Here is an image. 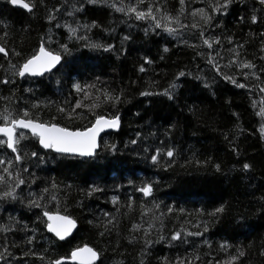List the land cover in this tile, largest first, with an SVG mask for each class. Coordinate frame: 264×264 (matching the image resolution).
Masks as SVG:
<instances>
[{
  "label": "trees",
  "instance_id": "obj_1",
  "mask_svg": "<svg viewBox=\"0 0 264 264\" xmlns=\"http://www.w3.org/2000/svg\"><path fill=\"white\" fill-rule=\"evenodd\" d=\"M132 1L136 5L137 0ZM108 2L117 6L126 4L122 0ZM35 3L36 8L29 13L0 0V21L9 25L7 36L0 26L3 37L0 44L9 53L8 58L0 55V80L15 81L0 84V97L5 98L0 99V110L5 106L30 109L33 116L39 115L41 120L70 131L87 130L97 116H119L121 126L117 132L100 138L98 155L90 159L64 157L42 149L38 141L29 143V152L37 150L45 157L38 166V162L28 161L30 173L36 176L31 191L39 194L48 187L56 198L49 196L40 201L42 207L28 208L25 205L29 189L21 186L24 204L0 201V227L12 229L0 231L3 254L0 264H49L53 259H69L72 251L83 246L98 252L96 264H140L141 259L144 264H161L163 257L170 264L177 257L193 259V264L209 261L223 264L230 256L238 255L237 247L245 255L236 264H264L261 255L264 252V139L258 131L264 120L256 114L264 100V93L259 90L264 87V35H261L264 6L256 0H237L221 15L208 6L215 0H185L182 12L180 0H145L140 5L146 10L152 3L154 10L159 6L170 17L179 16L183 25L188 26L185 29L190 36L185 37L178 31L170 36L150 26L151 21H138L134 15L129 17L109 7L90 5L86 0H44V6L40 0ZM70 4L83 10L69 16L66 12ZM197 7L214 17L210 25L187 18V12ZM49 12L56 17L52 22L47 19ZM252 15L257 16L255 24L251 22ZM93 22L99 27H83ZM66 23L72 27L79 24L77 35H87L89 40L69 41ZM193 23L198 26L192 28ZM217 23L221 27H216ZM201 30L204 38L218 39L219 43H213L209 49L200 37ZM125 36L129 39L124 40ZM92 42L112 45L113 49L104 52L85 47ZM42 43L57 52L61 44H67L70 54L63 56L55 71L41 78L12 75L14 69L9 63L19 67ZM16 52L20 55H15ZM208 54L215 58L218 69L207 62ZM145 57L153 62L145 64ZM232 60L247 61L254 67L242 69L238 64H230ZM141 66L144 72L139 71ZM218 71L246 87H235L218 75ZM180 72L186 75L176 79ZM77 82L96 85L95 89H86L90 94L88 99L73 89V83ZM171 82L178 85L171 89L174 100L140 95L145 90L163 92ZM205 82L209 88L203 86ZM104 91L120 95L121 102L115 105L104 102ZM78 99L84 107L77 108L71 118L68 112L58 111L60 106L71 111ZM94 103L99 106L91 108ZM33 104L40 107L32 109ZM133 139L137 144L130 143ZM105 144H115L116 150L105 149ZM145 147L148 152L144 151ZM233 147L239 156L232 151ZM157 148L165 152L169 148L174 150L170 167L163 154L158 165L152 164L150 157ZM243 162L252 165L251 171L240 170ZM216 164L221 166L220 172L215 170ZM25 176L31 180L29 174ZM145 182H154L152 197L144 198L135 191ZM53 183L58 186L56 189H51ZM92 186H99L103 192L89 197ZM113 196L119 201L117 205L112 203ZM129 202L131 209L127 207ZM142 202L150 210L144 216ZM153 202L159 203L163 216L160 211L151 210ZM221 205L225 207L223 214L207 215ZM169 206L174 210L172 213L167 212ZM45 211L73 219L77 225L73 236L59 242L48 234ZM104 213L109 216L105 217ZM109 220L112 222L108 223ZM149 223L153 227L145 237L144 229ZM134 224L141 226L139 231L133 230ZM205 224L207 232H204ZM174 231L181 232L180 241H172L171 245L161 241L150 249L144 248L145 239L156 240L162 234L168 241ZM197 231L203 235H184ZM29 237L32 244L27 243ZM133 237L134 242L129 243ZM224 242L230 247L221 251L220 244ZM25 252L29 254L26 256ZM143 252L148 254L142 256ZM41 255L43 261L38 258ZM197 255L199 260L194 259Z\"/></svg>",
  "mask_w": 264,
  "mask_h": 264
},
{
  "label": "snow or ice",
  "instance_id": "obj_2",
  "mask_svg": "<svg viewBox=\"0 0 264 264\" xmlns=\"http://www.w3.org/2000/svg\"><path fill=\"white\" fill-rule=\"evenodd\" d=\"M87 4L90 5H101L105 7L112 8L115 12L123 13L126 16L131 17L132 15L135 16V19L138 21H151V25L155 29H160L163 32L168 33L170 36H174L177 33V29L171 27L172 24H180L179 16L176 17H170L167 13V11L163 10L162 7H155V10L153 9V4L149 3L146 10H143L140 8V5L145 3V0H137L136 5H123L117 6L116 3H109L108 0H86ZM237 0H215V3H209V7L212 9L213 12H219L221 15H225L228 12V9L230 5L233 3H236ZM7 3L13 5V6H19L20 8H23L27 10L29 13H32L33 10L36 8L35 0H32L31 3L25 2V0H7ZM185 3V0H180L181 9L180 11H183V5ZM256 3H258L261 6H264V0H256ZM41 6H44V0H40ZM69 9L66 14L69 16H72L74 12H80L82 11V7H76L75 5H69ZM55 11H60V9H55ZM193 16L199 15L200 18L204 21L205 25H210L214 19L212 16H208L205 14V10L203 8L198 9L196 12L192 13ZM49 22H52L56 19V17L49 12V15L47 17ZM251 22L253 24L257 23V16L252 15L251 16ZM0 26L4 29V36L8 35L7 28L9 25L6 22L0 21ZM182 27H188L187 25H181ZM198 25L193 23L191 25L192 28H196ZM57 27H60V24L57 23ZM64 27L66 28L68 32V39L69 41L76 39V40H83L88 41L89 37L87 35H77V30L80 27L78 24L77 27H72L69 24H65ZM86 29H92L99 27L98 24L93 22L90 25H84L83 26ZM216 27H221L220 23L216 24ZM145 34H147L148 29H145ZM261 35H264V33H261ZM200 37L203 40V44L207 46L209 49L213 48V43H219L218 39L209 40L207 38H204V32L203 30L200 31ZM3 37H0V40H2ZM124 40H128L129 37L125 36L123 38ZM49 42L51 43V38H49ZM231 42V41H229ZM85 47L91 48V49H102L104 52L112 51L113 46L112 45H104L101 43H86ZM191 47L195 48L196 45H191ZM164 52H168V48L163 49ZM234 51V50H233ZM0 54H3L5 58H8L9 53L6 51L3 44H0ZM15 55H20V53L16 52ZM65 54H70V49L67 44H61L60 45V51H53L46 47L45 44H41L38 51L33 54L31 57L25 59L23 63L17 67L14 64L9 63V67L14 69V72L12 75L19 76L20 78H25L26 76H42L46 72H52L53 69H57V66L61 64L62 58ZM198 55H203L201 53H198ZM219 55V53H217ZM236 56H239L238 52H235ZM163 58V57H161ZM153 61L144 58L145 64H151ZM207 62L213 66V68L218 69V65L215 63V58L208 54ZM230 64H238L239 68L242 69H249L251 70L254 65L250 62L243 61L238 62L236 60L230 61ZM140 72H144L145 68L141 66L139 68ZM218 75H222V78L225 81H230L235 87L237 88H245L246 85L243 83H239L234 77L222 74L218 71ZM185 72H180L176 79H179L180 77L185 76ZM190 75V74H189ZM245 79H247V74H244ZM195 79H200V77H194ZM259 79V77H257ZM10 83H15L14 80H9L7 78L0 80V84L8 85ZM205 88H209L208 83H204L203 85ZM73 89L78 93L82 94V96L85 99H88L90 94L86 89H95V84H87L82 85L80 83H73L72 85ZM178 85L175 82H171L169 85V88H166L163 92H154L150 90H145L140 93L141 96H165L168 100H174L175 96L171 89L177 88ZM260 92L264 93V87H260ZM25 91H32L31 89H25ZM15 95V93H13ZM0 99H5L4 97H0ZM11 99V98H7ZM99 100L100 98L97 97ZM103 101L104 102H110L112 105L118 104L121 102V96L120 95H110L108 92H103ZM67 103V101H66ZM260 110L257 112V116L261 117L262 120H264V100L260 102ZM98 103H94L91 105V108L98 107ZM256 106V102H253V107ZM40 104H33L32 109L39 108ZM84 107L81 100H77L75 103V106L71 109V111H68L65 107L60 106L58 108V111L60 113L68 112L69 118L72 117L73 113H75V110L77 108ZM235 115V113L233 114ZM52 119H55L53 117ZM121 126V118L119 116H113L111 118L105 119L104 116H97L95 119V123L92 124L90 128H88L86 131H68L66 128L58 127L56 124L49 123L46 121H43L40 119L39 115L33 116V113L30 109H24V108H10L5 106L2 110H0V201H11L16 202L19 201L20 203H25V197H24V189L21 186H27L29 189L27 193V203L26 207L28 208H40L42 207L40 201L43 199L48 198L49 196L53 199H55V194L50 190L48 187H45L41 190L39 194L34 193L31 191V185L35 183V173L31 172L29 169L28 161L43 163L45 157L43 155H40L37 150H32L29 152L28 145L31 143L32 140L38 141V144L41 148L44 150H50L52 152H55L61 156L64 157H78V158H95L97 153V137L100 135L101 132H103L105 129H112L118 131ZM242 131V129H241ZM260 133L261 139H264V123H262L258 129ZM29 133L31 136H29ZM139 135V134H138ZM225 139H228V136L225 135ZM131 144L135 145L137 144V140L133 139L130 141ZM105 149H108L110 151L116 150L115 144H105ZM145 152H148V148L145 147ZM232 151L239 156L238 150L233 147ZM163 155H166L169 160V167L171 166V162L173 161V158L175 156V152L173 149L169 148L166 150V152L161 149L157 148L155 154L151 155L150 159L153 165H158L160 163V157ZM207 163V161H205ZM215 170L217 172L221 171V166L219 164L214 165ZM252 169V165L248 162L242 163L241 171L249 172ZM25 174H29L31 176V180L28 179V177L25 176ZM58 186L53 183L51 186V189H56ZM154 182H145L142 183L141 186L136 187L135 191L142 193L144 198H149L153 196L154 192ZM19 190V191H18ZM103 192V189L99 186H92L88 191V196L91 197L94 193H100ZM113 205H117L119 203L116 196H113L112 198ZM127 207L129 209L132 208V203L129 202ZM151 210L160 211L161 216H163L165 213L160 209L159 203L153 202V206ZM117 211H119V208L117 207ZM149 209L146 208L145 203H141V215H147ZM174 210L172 207L167 208L168 213H172ZM181 212L184 211V209H180ZM225 211L224 205H221L220 207L215 208L212 212L207 213V215L211 217H217V214H223ZM44 215L47 217V220L49 223L47 224V231L50 233H54L55 236L63 241L66 236H68L71 233V230L76 226V222L69 218L68 216H60V215H50L47 211L44 212ZM105 217L109 216V213H104ZM154 219H160L159 217H154ZM55 222V223H53ZM112 221L109 220L108 223H111ZM161 225L163 224V221L161 220ZM89 223H92L89 221ZM105 230L107 231V224L104 225ZM153 227L152 223L148 224V228L144 229V236L148 237L150 235L149 229ZM141 228L140 225H133L134 231H139ZM12 229L10 226H4L0 227V231H11ZM160 232V230H157ZM208 231L207 224L204 226V232ZM101 236L104 235V232L100 233ZM181 232L174 231L171 234L170 240L166 241L165 236L162 234H159L157 236L156 240L151 239H145L144 240V248L150 249L151 246L155 243H160L161 241H165L168 245H171L172 241H180L181 240ZM185 236H202L203 233L200 231L197 232H187L184 233ZM135 240V237L131 238L129 240V243H133ZM187 242V241H182ZM28 244H32L33 240L31 237L27 239ZM204 243H208V241H204ZM210 246V245H209ZM230 245L227 242L220 244V250H226L229 248ZM7 251V249H5ZM47 251V249H45ZM237 253L238 255L230 256L229 259L223 261V264H236V261L245 255V252L241 251L239 247H237ZM29 253L25 252V255L27 256ZM147 252H143V255H147ZM3 254L0 253V256ZM98 252L93 250L90 247H83V248H77L76 250L72 251L71 253V259L74 262H78V264H93V262L98 258ZM261 255L264 256V252H261ZM40 260H44V256L38 257ZM195 260H199L200 257L197 255L194 257ZM49 264H64L63 258L61 259H53L49 261ZM140 264H144V260L141 259ZM161 264H170L167 257H163L161 259ZM174 264H193V259H189L188 257L180 258L177 257ZM208 264H212L211 261L208 262ZM217 264H220V262H217Z\"/></svg>",
  "mask_w": 264,
  "mask_h": 264
},
{
  "label": "water",
  "instance_id": "obj_3",
  "mask_svg": "<svg viewBox=\"0 0 264 264\" xmlns=\"http://www.w3.org/2000/svg\"><path fill=\"white\" fill-rule=\"evenodd\" d=\"M11 5V4H10ZM12 7H14V8H18V9H21V10H24V11H26V12H28L27 10H25V9H23V8H20L19 6H13V5H11ZM0 55H3V54H0ZM59 67V65L57 66V68ZM56 69H53L52 70V72L53 71H55ZM52 72H46V73H44L42 76H35V77H32V76H26V77H29V78H41V77H43L44 75H47V74H50V73H52ZM105 119H108V118H105ZM95 123V122H94ZM93 123V124H94ZM68 131H70V130H68ZM86 131V130H85ZM113 132H117L116 130H112V129H105L103 132H101L100 133V135L97 137V144L99 143V140H100V138L103 136V135H105V134H107V133H113ZM29 135H31L30 133H29ZM43 149V148H42ZM97 151H98V148H97ZM55 153V152H54ZM55 154H57V153H55ZM83 159H90V158H83ZM50 215H53V216H56V215H60V216H63V215H61V214H51V213H49ZM44 216V218H45V220H46V223L48 224L49 223V221L47 220V217L45 216V215H43ZM53 223H55V222H53ZM76 229H77V225L71 230V233L68 235V236H66V238L63 240V241H61V240H59L56 236H55V234L54 233H50V232H48L47 231V226H46V232L48 233V234H50L52 237H54L57 241H59V242H64V241H66V240H68V239H70L72 236H73V234L75 233V231H76ZM83 247H85V246H83ZM83 247H81V248H83ZM87 247H89V246H87ZM76 250V249H75ZM64 260V264H78V262H74V261H72V259H71V255H70V258L69 259H67V260H65V259H63ZM98 260H99V256H98V258L93 262V264H96L97 262H98Z\"/></svg>",
  "mask_w": 264,
  "mask_h": 264
},
{
  "label": "rangeland",
  "instance_id": "obj_4",
  "mask_svg": "<svg viewBox=\"0 0 264 264\" xmlns=\"http://www.w3.org/2000/svg\"><path fill=\"white\" fill-rule=\"evenodd\" d=\"M122 2L124 3H126V4H124V5H133L134 3H133V1L132 0H122ZM121 2V3H122ZM140 8H141V6H140ZM198 9H200L199 7H197V8H193V9H191V10H189L188 12H187V18L188 19H190V18H192L193 17V19L195 20H198V21H201V22H204L201 18H200V16L199 15H197V16H193L192 15V13L193 12H196ZM206 14V13H205ZM180 19V24L179 25H177V24H172L171 25V27H173V28H176L177 30H178V32H179V34H181V35H184L185 37H189L190 36V34H189V30L188 29H185V27H182L181 25H183V21H181V20H183V19H181V18H179ZM191 20V19H190ZM213 22V21H212Z\"/></svg>",
  "mask_w": 264,
  "mask_h": 264
}]
</instances>
